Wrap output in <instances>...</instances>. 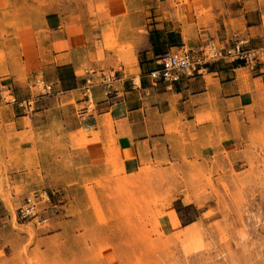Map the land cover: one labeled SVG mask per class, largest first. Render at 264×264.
I'll return each mask as SVG.
<instances>
[{
  "label": "crops",
  "instance_id": "crops-1",
  "mask_svg": "<svg viewBox=\"0 0 264 264\" xmlns=\"http://www.w3.org/2000/svg\"><path fill=\"white\" fill-rule=\"evenodd\" d=\"M232 36L259 51L253 70L209 62L170 88L148 75L160 53ZM12 42L13 57L0 60V92L14 88L15 104H4L14 133H55V118L71 153L101 166L112 152L124 173L226 152L264 95V0H87L77 16L45 18ZM89 68L113 77L86 100L81 71ZM38 79L50 94L37 93Z\"/></svg>",
  "mask_w": 264,
  "mask_h": 264
},
{
  "label": "rangeland",
  "instance_id": "rangeland-1",
  "mask_svg": "<svg viewBox=\"0 0 264 264\" xmlns=\"http://www.w3.org/2000/svg\"><path fill=\"white\" fill-rule=\"evenodd\" d=\"M86 1L0 0V60L13 57L16 36L75 17ZM9 88L0 92V264H264V95L226 152L124 173L112 152L101 166L71 153L55 118V133H14ZM41 191L47 224L16 221L22 197Z\"/></svg>",
  "mask_w": 264,
  "mask_h": 264
},
{
  "label": "built area",
  "instance_id": "built-area-1",
  "mask_svg": "<svg viewBox=\"0 0 264 264\" xmlns=\"http://www.w3.org/2000/svg\"><path fill=\"white\" fill-rule=\"evenodd\" d=\"M259 51L246 46V39L232 36L227 39L213 40L205 39L201 44L193 47H179L172 52H163L156 55V67L148 71L153 81H161L166 88L179 80L182 75L199 73L209 62H239L248 71L254 69L255 61ZM82 96L88 100L91 97V88L96 83H103L107 88L108 79L113 77L112 73L101 72L93 69H83ZM105 80V82H103ZM40 84L42 91L48 93L50 85L43 84L41 79L36 81ZM21 103L29 104L27 101ZM19 103V105H21ZM50 201L46 191L37 194H27L22 197L16 207L15 219L18 222H31L35 226L47 224Z\"/></svg>",
  "mask_w": 264,
  "mask_h": 264
}]
</instances>
